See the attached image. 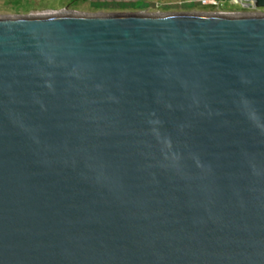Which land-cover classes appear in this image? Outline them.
<instances>
[{"label": "water", "instance_id": "obj_1", "mask_svg": "<svg viewBox=\"0 0 264 264\" xmlns=\"http://www.w3.org/2000/svg\"><path fill=\"white\" fill-rule=\"evenodd\" d=\"M0 264H264V15L0 16Z\"/></svg>", "mask_w": 264, "mask_h": 264}, {"label": "rangeland", "instance_id": "obj_2", "mask_svg": "<svg viewBox=\"0 0 264 264\" xmlns=\"http://www.w3.org/2000/svg\"><path fill=\"white\" fill-rule=\"evenodd\" d=\"M0 0V16L45 17L66 14H209L264 15L250 2L235 4L233 0Z\"/></svg>", "mask_w": 264, "mask_h": 264}, {"label": "built area", "instance_id": "obj_3", "mask_svg": "<svg viewBox=\"0 0 264 264\" xmlns=\"http://www.w3.org/2000/svg\"><path fill=\"white\" fill-rule=\"evenodd\" d=\"M233 2L235 3V4H242L243 2H250V0H233ZM205 3H207V4H211V5H213V6H216L217 5V1L216 0H205ZM255 8V7H254Z\"/></svg>", "mask_w": 264, "mask_h": 264}]
</instances>
